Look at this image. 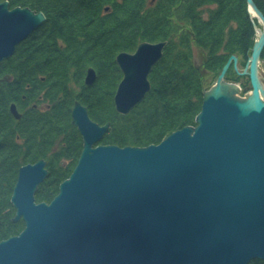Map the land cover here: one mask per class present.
Instances as JSON below:
<instances>
[{"label": "water", "instance_id": "obj_1", "mask_svg": "<svg viewBox=\"0 0 264 264\" xmlns=\"http://www.w3.org/2000/svg\"><path fill=\"white\" fill-rule=\"evenodd\" d=\"M257 37L243 68L231 54L202 93L195 125L158 143L124 146L91 143L107 124L92 122L78 103L72 121L83 148L49 203L32 193L45 174L37 165L19 169L11 195L24 228L0 240V264H246L264 259V82L259 55L264 15L246 0ZM0 1V61L44 19L42 11ZM252 10L253 13L250 12ZM162 41H141L118 52L123 70L114 95L126 114L150 87L147 73ZM233 64L251 89L224 80ZM92 71V70H91ZM92 74V72H91ZM89 73L86 82L90 81ZM39 168V169H38Z\"/></svg>", "mask_w": 264, "mask_h": 264}, {"label": "trees", "instance_id": "obj_2", "mask_svg": "<svg viewBox=\"0 0 264 264\" xmlns=\"http://www.w3.org/2000/svg\"><path fill=\"white\" fill-rule=\"evenodd\" d=\"M7 1L10 8L40 10L45 19L38 31L30 33L12 55L0 61V66H31L33 50L61 51L57 57L68 59L71 65H98L118 51L133 50L139 41H156L177 32L181 50L167 46L172 50L171 72L161 73L159 65L152 69L150 89L143 99L131 113L114 119L119 135L111 141L119 145L158 143L173 130L195 124L205 84L193 62V47L203 51L201 65L216 77L232 53L241 56L239 65L244 64L256 37L246 0ZM253 1L264 15V0ZM174 41L168 39L167 45ZM94 51L101 53L91 54ZM177 54L180 65L176 70ZM260 59H264V49ZM167 76L172 77L171 82L163 79ZM225 79H239L232 64ZM246 264H264V259L253 258Z\"/></svg>", "mask_w": 264, "mask_h": 264}, {"label": "flooded vegetation", "instance_id": "obj_3", "mask_svg": "<svg viewBox=\"0 0 264 264\" xmlns=\"http://www.w3.org/2000/svg\"><path fill=\"white\" fill-rule=\"evenodd\" d=\"M38 28L32 33L38 31ZM168 39L175 40L174 44L167 45ZM157 41H164L163 55L152 64L147 73L149 82L151 70L157 65L161 73L171 72L172 50H167V46L173 48V44L176 52L181 50L176 34L170 33L150 42ZM136 45L133 50L126 52L132 53ZM118 52L113 57L101 59L99 62L102 64L80 66L71 65L68 59L57 57L63 53L61 51L33 50L31 66H0V202L4 201L9 205L6 210H12L8 220L3 214L0 215V231L8 229L9 224L23 223L24 227L22 216L15 218L16 208L11 201L21 167L37 165L45 171L36 183L32 196L34 203H49L58 192L54 194L53 190V186L58 183L56 180L65 170H72L76 165L83 148L82 133L72 121V110L76 103L85 109L92 122L98 126L107 124L106 130L91 143V147L107 144L120 146L117 141H111L118 139L119 135L114 119L131 113L137 103L126 114L115 108L114 95L123 78V70L116 60ZM97 53L101 52H91ZM177 55L174 59L176 70L180 65ZM64 61L65 65L57 64ZM88 73L90 81L86 82ZM163 79L171 82L172 77ZM14 143H18L19 154L13 151L12 146L16 147ZM129 145L135 146L123 143L120 147ZM9 175L11 188L5 182ZM3 182L6 185H2Z\"/></svg>", "mask_w": 264, "mask_h": 264}, {"label": "rangeland", "instance_id": "obj_4", "mask_svg": "<svg viewBox=\"0 0 264 264\" xmlns=\"http://www.w3.org/2000/svg\"><path fill=\"white\" fill-rule=\"evenodd\" d=\"M154 0H150V2L152 3ZM8 7H9V5H8ZM10 8V7H9ZM246 8H247V3H246ZM33 10V9H32ZM35 11V10H34ZM40 11V10H39ZM247 11H248V9H247ZM248 13H249V11H248ZM44 14V13H43ZM249 16H250V13H249ZM44 17H45V14H44ZM250 18H251V21H252V24H253V29H254V33H255V36L257 37V32H256V30H255V24H256V26H260V23L258 22V20L254 17V16H250ZM44 21V20H43ZM42 21V22H43ZM41 22V23H42ZM234 21H230V23H233ZM40 23V24H41ZM255 23V24H254ZM40 24H38L34 29H36L37 27H39V25ZM33 31V30H32ZM31 31V32H32ZM31 32H29L22 40H24ZM177 32H175V34H176ZM177 35V34H176ZM255 37V38H256ZM255 38H254V40H255ZM21 40V41H22ZM20 41V42H21ZM19 42V43H20ZM139 42H141V41H139ZM138 42V43H139ZM254 42V41H253ZM19 43H17L16 44V46L19 44ZM138 43H136V44H138ZM16 46H15V48H16ZM252 46H253V44H252ZM252 46L250 47V50H252ZM264 49V46H263V48H262V50ZM262 50H261V52H262ZM14 51H15V49H14ZM14 51H13V53H14ZM119 52H121V51H119ZM124 52H126V51H124ZM261 52H260V54H261ZM12 53V54H13ZM250 53H251V51H250ZM250 53H249V55H250ZM11 54V55H12ZM232 54H234V53H232ZM231 55V54H230ZM229 55V56H230ZM236 56H237V61H238V69L239 70H241L242 68H243V66H244V64H242V65H239V61H241L242 60V58H241V56H238L237 54H235ZM249 55H248V57H249ZM10 56V55H9ZM8 56V57H9ZM228 56V57H229ZM248 57H247V59H248ZM7 58V57H6ZM4 59V58H3ZM2 59V60H3ZM202 59H203V51H201V49H199L198 47H193V62H194V65L195 66H197L198 67V69L200 70V74H201V76H202V80H203V82H204V84H205V86H204V89H203V91H205V90H207L214 82H215V80H216V77H217V75H216V77L215 76H213L212 75V73L210 72V71H207V70H205L203 67H202V65H201V62H202ZM228 59V58H227ZM240 59V60H239ZM1 60V61H2ZM247 61V60H246ZM245 61V62H246ZM105 64V63H104ZM109 64V63H108ZM231 64H232V62H231ZM87 65H91V64H87ZM105 65H107V64H105ZM230 66V65H229ZM233 66V65H232ZM229 68V67H228ZM227 68V69H228ZM234 68V67H233ZM258 69H259V76H260V78H261V80H262V82H264V59H260V55H259V62H258ZM235 70V69H234ZM220 71V70H219ZM227 71V70H226ZM219 73V72H218ZM217 73V74H218ZM235 73H236V75L237 76H239V79H236V80H227V79H225V77H224V80H226V81H229V82H233V83H235V84H237L238 85V88H239V90H238V92L236 93L238 96H244L246 93H248L249 91H250V89H251V84H250V80H249V77H248V75L247 74H239L236 70H235ZM225 74H226V72H225ZM233 75V74H232ZM148 79V78H147ZM149 85H150V82H149ZM149 89H150V87L148 88V90H146L145 91V93H144V96L146 95V93L149 91ZM203 91H202V93H203ZM143 96V97H144ZM143 99V98H142ZM141 99V100H142ZM140 100V101H141ZM140 101H138L137 103H139ZM188 125H195V124H188ZM169 134V133H168ZM164 138V137H163ZM162 138V139H163ZM161 139V140H162ZM160 140V141H161ZM14 145H16V147L15 146H12V148H14V150L13 151H15V152H18V154H19V146H18V143L16 144V143H14ZM148 145V144H147ZM121 146V145H120ZM135 146H139V145H135ZM142 146H145V145H142ZM11 153V152H10ZM74 164V163H73ZM73 164H71V167L73 166ZM71 171L72 170H70V169H67V170H65L64 171V173H62L60 176H59V178L56 180V181H58V183H56V185H54L53 187H54V189L53 190H55L54 191V194L56 193V191H58V187H59V182H61V180H63V178H67L68 176H69V174L71 173ZM63 177V178H62ZM10 179H11V177H10V175H9V177H8V180L7 181H5L8 185H10V182H12V181H10ZM14 181V180H13ZM5 182H3L2 183V185H6V183ZM10 188H11V185H10ZM7 192L9 193V190H7ZM51 194H53V193H51ZM50 194V195H51ZM5 204V205H4ZM7 206H9L7 203H4V201L3 202H0V215H4V217L5 218H7V220H8V218L12 215V210L10 209V210H6V208H7ZM21 228H23V223H22V225H8V229H3L2 231H0V240L2 239V238H5V237H7V236H9V235H12V234H14V233H17V232H20L22 229Z\"/></svg>", "mask_w": 264, "mask_h": 264}, {"label": "bare ground", "instance_id": "obj_5", "mask_svg": "<svg viewBox=\"0 0 264 264\" xmlns=\"http://www.w3.org/2000/svg\"><path fill=\"white\" fill-rule=\"evenodd\" d=\"M250 12L251 13H253L252 12V10H250ZM34 30V29H33ZM31 32V31H30ZM32 33V32H31ZM157 42H159V41H157ZM163 42V45H164V41H162ZM174 44V43H173ZM172 44V46H173V50H175V48H174V45ZM163 45L161 46V50H160V56L157 58V59H160L161 58V56L163 55ZM168 50V49H167ZM151 68V67H150ZM224 77H225V74H224ZM24 228V227H23ZM22 228V229H23Z\"/></svg>", "mask_w": 264, "mask_h": 264}]
</instances>
